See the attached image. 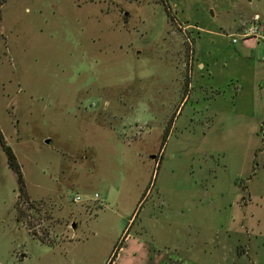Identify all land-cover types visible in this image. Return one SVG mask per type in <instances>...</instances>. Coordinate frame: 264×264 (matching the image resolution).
<instances>
[{
  "label": "rangeland",
  "instance_id": "obj_1",
  "mask_svg": "<svg viewBox=\"0 0 264 264\" xmlns=\"http://www.w3.org/2000/svg\"><path fill=\"white\" fill-rule=\"evenodd\" d=\"M255 14L7 0L0 131L27 200L0 145V264H109L120 240L114 264H264V64L228 38Z\"/></svg>",
  "mask_w": 264,
  "mask_h": 264
},
{
  "label": "trees",
  "instance_id": "obj_2",
  "mask_svg": "<svg viewBox=\"0 0 264 264\" xmlns=\"http://www.w3.org/2000/svg\"><path fill=\"white\" fill-rule=\"evenodd\" d=\"M7 0H0V7L6 2ZM166 136L163 139V143L162 146H164L165 144V140H166ZM0 145L2 147V149L4 150L6 156H7V163L10 167V169L15 173L16 175V180H17V189H18V197L19 199H25V201L27 200V191H26V182L24 179V175L21 169V166L17 160V157L15 156L12 148L8 145V143L6 142L2 132L0 131ZM142 205L138 208L137 213H136V217L138 216L140 210H141ZM44 242V241H42ZM45 243V242H44ZM49 245L54 246L56 243L53 242H48ZM124 244L123 240H120L118 242V244L115 246V249L112 253V256L109 260V264H114L118 252L119 250L122 248Z\"/></svg>",
  "mask_w": 264,
  "mask_h": 264
},
{
  "label": "crops",
  "instance_id": "obj_3",
  "mask_svg": "<svg viewBox=\"0 0 264 264\" xmlns=\"http://www.w3.org/2000/svg\"><path fill=\"white\" fill-rule=\"evenodd\" d=\"M248 3H251V0H247ZM233 4L236 5L238 3H236V1H233ZM232 5V6H234ZM237 7V6H236ZM244 22H239L236 23L235 21L231 22L230 26H231V34L229 35H238L241 33L243 27L242 24ZM230 39V45H239V53L241 55H244V57H247L248 59H252V54L254 52V49L258 50L259 56H258V60L264 64V61L262 60V55L264 54V41H257L255 39H247V40H240L238 43L233 44L231 41L230 36L228 37ZM262 53V54H261ZM198 67L202 70H204V65L201 63H198Z\"/></svg>",
  "mask_w": 264,
  "mask_h": 264
},
{
  "label": "built area",
  "instance_id": "obj_4",
  "mask_svg": "<svg viewBox=\"0 0 264 264\" xmlns=\"http://www.w3.org/2000/svg\"><path fill=\"white\" fill-rule=\"evenodd\" d=\"M233 44L238 43L240 40L255 39L257 41H264V20L258 14L251 17L250 21L243 26V29L238 35H229ZM264 61V54L262 55ZM99 198L96 194L95 199ZM81 197L77 195L74 202H80Z\"/></svg>",
  "mask_w": 264,
  "mask_h": 264
},
{
  "label": "water",
  "instance_id": "obj_5",
  "mask_svg": "<svg viewBox=\"0 0 264 264\" xmlns=\"http://www.w3.org/2000/svg\"><path fill=\"white\" fill-rule=\"evenodd\" d=\"M50 140H46V144H49Z\"/></svg>",
  "mask_w": 264,
  "mask_h": 264
}]
</instances>
